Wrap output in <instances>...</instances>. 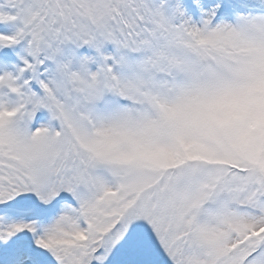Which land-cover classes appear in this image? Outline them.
<instances>
[{
  "label": "snow or ice",
  "instance_id": "1",
  "mask_svg": "<svg viewBox=\"0 0 264 264\" xmlns=\"http://www.w3.org/2000/svg\"><path fill=\"white\" fill-rule=\"evenodd\" d=\"M0 264H264V0H0Z\"/></svg>",
  "mask_w": 264,
  "mask_h": 264
}]
</instances>
